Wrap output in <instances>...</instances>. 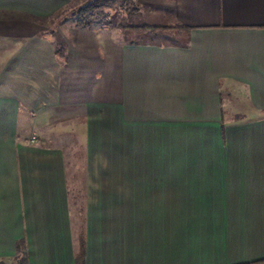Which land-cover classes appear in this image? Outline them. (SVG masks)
I'll list each match as a JSON object with an SVG mask.
<instances>
[{
    "label": "crops",
    "instance_id": "crops-1",
    "mask_svg": "<svg viewBox=\"0 0 264 264\" xmlns=\"http://www.w3.org/2000/svg\"><path fill=\"white\" fill-rule=\"evenodd\" d=\"M67 1L0 0V264L19 240L74 264L80 236L85 264H141L142 222L163 264H264V0H137L175 43L35 20Z\"/></svg>",
    "mask_w": 264,
    "mask_h": 264
},
{
    "label": "trees",
    "instance_id": "trees-1",
    "mask_svg": "<svg viewBox=\"0 0 264 264\" xmlns=\"http://www.w3.org/2000/svg\"><path fill=\"white\" fill-rule=\"evenodd\" d=\"M137 10H140L137 0H68L47 19L37 18L35 20L41 23L48 21L51 24H55L57 21L65 19V16L68 14L73 18L75 26L89 28L107 22L110 17V11H114L119 14V22L116 27L122 31V33L132 31L139 35L146 34L149 36H158L164 34L165 36H170L175 32L180 33L182 31H189V28L182 24L151 25L148 23L135 24L123 22V19L126 18V16L129 19ZM127 40H130L133 43L142 41L132 39ZM56 51L60 52V47H57ZM9 264H29L24 240L17 241L15 256ZM74 264H85V243L81 236L78 239Z\"/></svg>",
    "mask_w": 264,
    "mask_h": 264
},
{
    "label": "rangeland",
    "instance_id": "rangeland-1",
    "mask_svg": "<svg viewBox=\"0 0 264 264\" xmlns=\"http://www.w3.org/2000/svg\"><path fill=\"white\" fill-rule=\"evenodd\" d=\"M135 5V4H134ZM147 10H150L149 8H147ZM119 22V19L116 17V12L114 11H110V17L109 20L107 21L108 26L113 27L114 25H117V23ZM123 22L125 23H135V24H141V23H153L152 20H150L149 18H147L145 16L144 13V9L143 10H137L135 11L130 18L128 19V17L126 16V18L123 19ZM117 34V33H116ZM178 34L177 32L173 33L170 36H165V35H139L135 32L132 31H127L125 33H118L116 36L118 37V39L123 38V39H132V40H152L155 39L156 41H160V42H178ZM181 36H183V33H181ZM57 42V40H55ZM223 99L225 101V104H227L229 102V98L227 96V94H224ZM227 112V111H226ZM80 124V123H79ZM58 127V126H57ZM67 128V124H62L61 126H59V128ZM74 130L76 131V140L79 143L77 145L76 148V152H75V157L73 155L70 154L69 156V160L71 161L69 164V171H70V175H71V179H70V184L71 187L75 184H73L74 180H76L77 185L75 186V189L77 190L76 192H82V177H83V168H84V164H82L83 162V157H84V146H83V137H84V130L82 129L81 126L79 125H75ZM58 131V130H54L52 132H50V135H54V133ZM48 133V132H47ZM75 161V162H74ZM72 164L75 165V168L77 169V173L72 169ZM79 172V173H78ZM75 175V177H74ZM76 194L77 196H73V200L71 201L72 205L71 207H73V209L75 208H79L80 203H79V199L82 198L83 200V196L79 194ZM83 203V202H82ZM81 203V204H82ZM82 214V213H81ZM79 221H77L76 224H78ZM149 224V225H148ZM147 225L149 227V229H152V225L151 222L147 221ZM147 227V228H148ZM135 230H142V233L140 232V238L138 237V251L140 253V256L143 255V258L141 260V264H163V261L160 259L161 256H163L164 252L163 249L161 248L162 245H160L159 242V238L156 237H152L150 235L145 234L146 231H144L145 229V225L143 224V222L138 225L135 224L134 227ZM163 229V228H162ZM163 243V237H162V241ZM167 252V250H166ZM0 258L1 255H0ZM6 259V258H4ZM12 260L8 261L7 263H11Z\"/></svg>",
    "mask_w": 264,
    "mask_h": 264
}]
</instances>
